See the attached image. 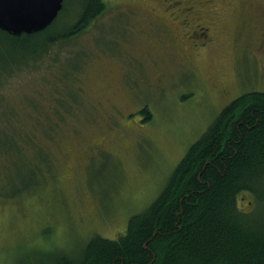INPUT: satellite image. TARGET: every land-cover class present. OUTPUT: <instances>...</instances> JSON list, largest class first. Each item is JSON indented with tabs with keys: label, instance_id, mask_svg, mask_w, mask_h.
Masks as SVG:
<instances>
[{
	"label": "rangeland",
	"instance_id": "374dc122",
	"mask_svg": "<svg viewBox=\"0 0 264 264\" xmlns=\"http://www.w3.org/2000/svg\"><path fill=\"white\" fill-rule=\"evenodd\" d=\"M67 1L55 31L77 18L81 0ZM103 2L35 55L0 35V264L117 239L220 111L264 92V0H214L218 32L198 48L165 3ZM237 205L251 213L256 199Z\"/></svg>",
	"mask_w": 264,
	"mask_h": 264
},
{
	"label": "trees",
	"instance_id": "16d2710c",
	"mask_svg": "<svg viewBox=\"0 0 264 264\" xmlns=\"http://www.w3.org/2000/svg\"><path fill=\"white\" fill-rule=\"evenodd\" d=\"M67 5L63 0L58 16L40 32L0 35L12 53L35 55L38 47L45 51L79 33L104 10L103 0H81L76 20L55 31ZM140 113L150 118L146 108ZM243 192L256 199L251 213L238 208ZM46 255L48 264H264V92L244 93L227 104L158 197L129 218L117 239L94 235L77 256Z\"/></svg>",
	"mask_w": 264,
	"mask_h": 264
},
{
	"label": "water",
	"instance_id": "95a60500",
	"mask_svg": "<svg viewBox=\"0 0 264 264\" xmlns=\"http://www.w3.org/2000/svg\"><path fill=\"white\" fill-rule=\"evenodd\" d=\"M62 6L63 0H0V30L15 36L40 32Z\"/></svg>",
	"mask_w": 264,
	"mask_h": 264
},
{
	"label": "flooded vegetation",
	"instance_id": "af4514ba",
	"mask_svg": "<svg viewBox=\"0 0 264 264\" xmlns=\"http://www.w3.org/2000/svg\"><path fill=\"white\" fill-rule=\"evenodd\" d=\"M156 1H158L162 7H164L163 3H165L166 7L170 9L172 15L178 14V16H181L179 24L182 32H190L189 38L193 42V45L190 47L198 48L209 45L212 37L217 34L218 24L215 19H211L213 16L209 17L210 13L219 6L214 4V0ZM167 3H169V5H167ZM165 10L167 9L165 8ZM250 12L251 9L248 12V18H250Z\"/></svg>",
	"mask_w": 264,
	"mask_h": 264
}]
</instances>
